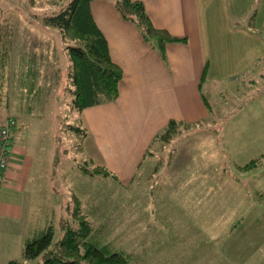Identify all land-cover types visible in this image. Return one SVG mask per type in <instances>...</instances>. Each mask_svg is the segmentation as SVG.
Returning a JSON list of instances; mask_svg holds the SVG:
<instances>
[{
	"label": "rangeland",
	"instance_id": "1",
	"mask_svg": "<svg viewBox=\"0 0 264 264\" xmlns=\"http://www.w3.org/2000/svg\"><path fill=\"white\" fill-rule=\"evenodd\" d=\"M67 1L0 0V54L7 52L11 69H18L29 52L41 55L39 72L47 84L43 92L27 94L18 86L17 70L16 86H5V79L0 88V109L16 123L25 96L35 103L36 111L25 116L13 138L36 159L34 220L53 224L57 239L62 217L78 203L97 240L110 251L128 253L133 264H246L264 238V216L252 215V175L264 178V155L255 170L237 167L264 153V54L252 63L243 49L232 51L224 39L221 66L209 69L203 84L209 117L167 144L153 143L132 182L123 186L117 176H90L77 167L84 157L69 125L81 122L68 89L66 42L59 29L41 19ZM257 1L240 15L230 11L236 26L249 28ZM79 183L81 199L71 200Z\"/></svg>",
	"mask_w": 264,
	"mask_h": 264
},
{
	"label": "crops",
	"instance_id": "2",
	"mask_svg": "<svg viewBox=\"0 0 264 264\" xmlns=\"http://www.w3.org/2000/svg\"><path fill=\"white\" fill-rule=\"evenodd\" d=\"M140 1L155 27L176 37H186V42L167 43L163 59L136 26L122 18L111 0H92L93 19L107 40L112 61L122 69V77L114 100L85 107L78 115L87 132L82 140L83 153L91 162L116 175L123 186L132 182L154 136L171 119L195 122L209 117V100L203 98V84L209 69L221 66L224 39H229L232 51L243 49L252 63L264 54V0L257 1L255 16L248 17L249 28L236 26L230 11L240 15L245 9H252L254 0ZM17 70L7 66L5 86H16L12 81H16ZM38 70L42 72L41 65ZM37 85L43 87L41 92L47 86L41 76ZM18 86L25 89L20 80ZM29 98L26 95L23 104H19L23 107L16 112V130L24 126L25 116L36 111ZM3 111L7 110L0 109V125L5 118ZM11 150L13 158L0 182V264L19 258L26 239L38 234L46 224L36 222L32 213L36 159L27 146L15 145L14 140ZM263 155L256 156L261 157V163ZM80 183L78 195L73 194L71 200L80 198ZM44 214L45 211L41 216ZM252 215L264 216V178L256 175H252ZM204 244L200 242L198 246ZM245 263L264 264V238Z\"/></svg>",
	"mask_w": 264,
	"mask_h": 264
},
{
	"label": "trees",
	"instance_id": "3",
	"mask_svg": "<svg viewBox=\"0 0 264 264\" xmlns=\"http://www.w3.org/2000/svg\"><path fill=\"white\" fill-rule=\"evenodd\" d=\"M91 1L68 0L57 12L43 13L41 16L46 25L59 29L62 39L66 42L64 48L69 59L68 89L73 96L72 107L78 112L85 107L114 100L119 94L118 84L122 77V69L112 61L107 40L93 19ZM111 1L122 18L136 26L144 40L158 51L161 58L166 57L167 43L186 42V37H176L166 29L155 27L142 1ZM27 3L33 5L35 0H27ZM6 54L7 52L0 54V88L8 74ZM26 56L18 64L19 80L27 94L35 96L43 90L42 86L37 85L41 55L38 57L36 52H29ZM3 62L6 63L5 66ZM203 98L208 101L206 95ZM209 107L211 111L210 102ZM202 121L185 122L171 119L154 136L153 143L160 141L167 144L181 131L190 129ZM69 128L76 134L78 151L84 157V161L78 163V169L90 176L110 175L116 179V175L108 169L89 164L92 162L83 153L82 146V140L87 134L86 128L81 123L69 125ZM174 152L175 149L170 155ZM260 162L261 157H256L237 168L253 169ZM59 231L60 235L55 239L54 225L46 223L38 234L26 239L22 255L11 259L8 264H133L128 253L110 251L107 245L97 240V230L80 210L78 203L68 216L62 217Z\"/></svg>",
	"mask_w": 264,
	"mask_h": 264
},
{
	"label": "built area",
	"instance_id": "4",
	"mask_svg": "<svg viewBox=\"0 0 264 264\" xmlns=\"http://www.w3.org/2000/svg\"><path fill=\"white\" fill-rule=\"evenodd\" d=\"M15 126L16 121L11 116L6 117L0 126V182L10 163Z\"/></svg>",
	"mask_w": 264,
	"mask_h": 264
}]
</instances>
